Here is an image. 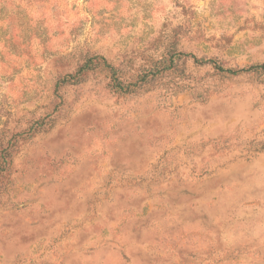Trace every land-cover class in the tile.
<instances>
[{
	"label": "rangeland",
	"instance_id": "1",
	"mask_svg": "<svg viewBox=\"0 0 264 264\" xmlns=\"http://www.w3.org/2000/svg\"><path fill=\"white\" fill-rule=\"evenodd\" d=\"M264 63V0H0V264H264V83L59 86L83 53Z\"/></svg>",
	"mask_w": 264,
	"mask_h": 264
},
{
	"label": "trees",
	"instance_id": "2",
	"mask_svg": "<svg viewBox=\"0 0 264 264\" xmlns=\"http://www.w3.org/2000/svg\"><path fill=\"white\" fill-rule=\"evenodd\" d=\"M190 59L201 66H211L219 80L228 81L242 75L264 83V63H254L245 67L229 66L216 58L197 57L183 51L178 46V39H173L158 58L145 59L139 67H130L127 70L115 65L105 56L86 51L81 55L75 69L59 78L56 86L78 85L86 81L91 75H101L108 80V87L119 95L137 94L146 89L157 79L172 77L177 79L174 84V93L178 94L188 88L184 74L185 64ZM13 153L10 151L0 156L4 164H11ZM1 164V162H0ZM3 172L0 173V177Z\"/></svg>",
	"mask_w": 264,
	"mask_h": 264
}]
</instances>
